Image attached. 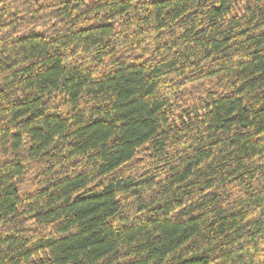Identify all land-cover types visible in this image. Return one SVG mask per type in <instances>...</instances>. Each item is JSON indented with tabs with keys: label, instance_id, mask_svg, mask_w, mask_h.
<instances>
[{
	"label": "trees",
	"instance_id": "16d2710c",
	"mask_svg": "<svg viewBox=\"0 0 264 264\" xmlns=\"http://www.w3.org/2000/svg\"><path fill=\"white\" fill-rule=\"evenodd\" d=\"M0 264H264V0H0Z\"/></svg>",
	"mask_w": 264,
	"mask_h": 264
}]
</instances>
